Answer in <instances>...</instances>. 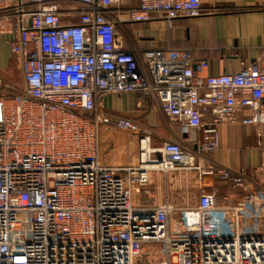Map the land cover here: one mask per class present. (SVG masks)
Masks as SVG:
<instances>
[{
	"label": "built area",
	"instance_id": "built-area-1",
	"mask_svg": "<svg viewBox=\"0 0 264 264\" xmlns=\"http://www.w3.org/2000/svg\"><path fill=\"white\" fill-rule=\"evenodd\" d=\"M205 13L201 0L128 9L121 0H0V39L12 37L23 77L20 89L0 78V264H264V187L246 170L209 168L239 191L236 203L204 191L188 207L133 203L153 172L199 169L198 155L219 147L220 126L264 120V61L209 75L207 61L179 50L138 60L117 34V23ZM130 93L202 130L196 153L180 141L153 147L148 129L117 117L119 130L139 138L138 161L103 164L97 99Z\"/></svg>",
	"mask_w": 264,
	"mask_h": 264
},
{
	"label": "crops",
	"instance_id": "crops-1",
	"mask_svg": "<svg viewBox=\"0 0 264 264\" xmlns=\"http://www.w3.org/2000/svg\"><path fill=\"white\" fill-rule=\"evenodd\" d=\"M122 8H137L139 0H121ZM205 14L188 19L177 18L168 24L164 19L155 17L148 22L117 23V34L124 42L125 49L131 51L140 60L145 51L171 49L179 50L190 59L208 62V74L223 75L240 72L242 64H261L264 61V0H201ZM0 39V78L7 85L23 81L20 61L14 56L6 41ZM11 57L9 58L8 52ZM19 88V87H18ZM264 109V100L261 101ZM96 106L102 114L124 117L137 122L149 130L151 145L160 147L165 141H180L196 153L197 145L202 141V130L191 131L181 127L180 123L166 117L153 99L142 100L138 94L103 95L97 99ZM246 109L240 110L238 118L248 116ZM264 119V117H263ZM209 122L208 117L203 123ZM115 128L116 125H115ZM118 129V128H117ZM119 130V129H118ZM111 125H102L99 134V160L111 167L137 164L138 155L134 142L130 149L121 144L114 151L107 148V141L114 133ZM219 147L212 153H202L197 157L199 169L180 172L187 176L189 206L193 198L204 191L218 194L222 205L236 203L239 191L230 185L218 182L210 175L212 165L231 170H246L249 179L264 187V120L257 125H222L218 129ZM137 138V136L135 135ZM170 172H153L147 187L133 193V203L138 206L163 205L169 202L181 208L176 194L174 201L171 188L183 190ZM173 177V178H171ZM170 182V183H169ZM144 195V196H143ZM141 196L144 199L141 200ZM198 198V197H197ZM144 200L145 203H139ZM138 202V203H137ZM185 207V206H184Z\"/></svg>",
	"mask_w": 264,
	"mask_h": 264
},
{
	"label": "rangeland",
	"instance_id": "rangeland-1",
	"mask_svg": "<svg viewBox=\"0 0 264 264\" xmlns=\"http://www.w3.org/2000/svg\"><path fill=\"white\" fill-rule=\"evenodd\" d=\"M8 53V56L9 58L11 57L9 51L7 52ZM13 86L17 87L16 89H20L22 88L23 86V81L21 80L20 82H14V84H12ZM19 87V88H18ZM120 117V116H119ZM115 118H117V114L113 115V116H110V115H107L105 114L104 116L101 117L102 119V125H111L113 126L114 128V133L111 134L110 136V140L107 141V148L109 150V152H113L114 149H113V146H114V143L116 144V141L117 142V147L121 144L122 146H124V149H127L129 150L130 149V142L132 140V142H134V145H135V150H138V140L139 138L135 137V135L131 132H126V131H121V130H118L117 128H115ZM173 177H177L176 180H179L180 178L183 179V181H181V183H177L178 186H181L183 185V190L182 189H179V187H176L175 186V181H173V185L175 188H171V191L173 192V198H174V201H176V194L179 196V199H178V202H180V206H185V207H188L189 206V201H188V185L187 183H185V181L187 180V176L184 174V173H172ZM171 177V178H173ZM170 183V182H169ZM144 196V195H143ZM143 196H141V200L144 199ZM198 195L196 197L193 198V202L191 203V205L194 203L195 199H197ZM216 199L218 201L219 204H221V200H218V194H216ZM138 203V202H137ZM139 203H145L144 200L142 202H139ZM194 205V204H193ZM192 205V206H193ZM178 207V206H177ZM247 227H251V223H248L247 222Z\"/></svg>",
	"mask_w": 264,
	"mask_h": 264
},
{
	"label": "trees",
	"instance_id": "trees-1",
	"mask_svg": "<svg viewBox=\"0 0 264 264\" xmlns=\"http://www.w3.org/2000/svg\"><path fill=\"white\" fill-rule=\"evenodd\" d=\"M216 181L221 182V181H219V180H217V179H216Z\"/></svg>",
	"mask_w": 264,
	"mask_h": 264
}]
</instances>
